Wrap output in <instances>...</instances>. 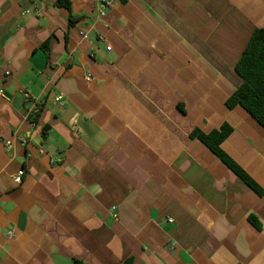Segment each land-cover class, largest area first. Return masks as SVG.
<instances>
[{
    "label": "crops",
    "instance_id": "crops-1",
    "mask_svg": "<svg viewBox=\"0 0 264 264\" xmlns=\"http://www.w3.org/2000/svg\"><path fill=\"white\" fill-rule=\"evenodd\" d=\"M113 1L0 0V264H264V192L193 135L232 126L264 191V127L226 105L264 0Z\"/></svg>",
    "mask_w": 264,
    "mask_h": 264
},
{
    "label": "trees",
    "instance_id": "trees-1",
    "mask_svg": "<svg viewBox=\"0 0 264 264\" xmlns=\"http://www.w3.org/2000/svg\"><path fill=\"white\" fill-rule=\"evenodd\" d=\"M58 4L69 6L68 0H58ZM235 70L242 78V83L227 99V107L234 108L240 105L264 127V28L254 30L235 64ZM232 130V126L223 123L220 128L210 132L197 129L193 135L221 158L249 187L261 195L264 192L262 187L221 146ZM253 221H256L254 217ZM124 264H130V261L128 260Z\"/></svg>",
    "mask_w": 264,
    "mask_h": 264
},
{
    "label": "built area",
    "instance_id": "built-area-1",
    "mask_svg": "<svg viewBox=\"0 0 264 264\" xmlns=\"http://www.w3.org/2000/svg\"><path fill=\"white\" fill-rule=\"evenodd\" d=\"M114 4V1L113 0H99V4L96 8V12H95V17L98 18V19H102L105 17L106 13H107V10L109 8H111ZM35 15L36 16H39L40 15V11L38 9L35 8V11H34ZM82 34H84L83 32H81ZM107 49H111V46H107ZM7 74H10V72H7ZM0 95L4 98H6V95L4 94L3 90L0 89ZM63 99V95H58L56 97V100L57 101H60ZM25 103H26V106H25V109H26V117L28 118V120L30 121L31 125L33 127H36L38 128V123H37V115L40 111V108L42 106V101L37 98V97H33L32 95H30L29 93H25V99H24ZM22 142L23 143H26V137L23 136L22 137ZM11 142L7 141L6 142V145H10ZM45 150L44 148L42 147L40 149V152L43 153ZM53 162H61L62 159L61 158H57V157H53L52 159ZM23 175H24V170L21 169L19 170L17 173H15L13 175V181L14 183L16 184H21L22 182V179H23ZM114 209V208H113ZM116 218H117V214L114 215ZM169 222H173V219H169ZM11 234V232H10ZM172 247L175 246V243H172L171 245Z\"/></svg>",
    "mask_w": 264,
    "mask_h": 264
}]
</instances>
